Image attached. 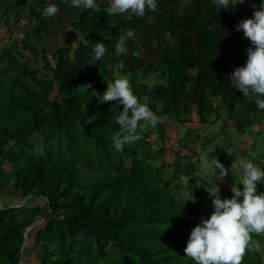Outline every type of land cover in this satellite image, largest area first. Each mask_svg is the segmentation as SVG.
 Here are the masks:
<instances>
[{
  "label": "trees",
  "instance_id": "16d2710c",
  "mask_svg": "<svg viewBox=\"0 0 264 264\" xmlns=\"http://www.w3.org/2000/svg\"><path fill=\"white\" fill-rule=\"evenodd\" d=\"M98 1L80 11L56 0L59 12L45 17L49 0H34L32 26L0 49V196L37 197L47 204L1 202L0 264H19L25 230L40 218L32 233L41 264H196L185 255L188 236L180 231L191 230L187 214L198 212L181 189L182 176L195 182L197 163L181 155L156 164L145 130L117 151L113 137L123 105L100 103L94 93H103L118 72L130 71L141 100L148 96L154 110L163 103L158 112L167 118L160 129L169 120L188 122L194 111L206 124L214 110L211 98H218L241 131L238 89L228 75L245 63L250 44L236 25L259 0L248 10L237 4L218 10L212 0H158V10L131 20L110 15L109 3ZM128 28L138 39L128 41L127 54L115 56V43ZM49 34L57 40L53 49L44 42ZM97 42L107 48L98 62L92 52ZM121 61L126 67L118 70ZM153 74L161 83L150 91L145 78ZM54 88L58 98H51ZM243 102L246 111L264 113L254 99ZM38 135L41 143L34 140ZM253 239L262 241L264 234ZM242 264H264L255 246Z\"/></svg>",
  "mask_w": 264,
  "mask_h": 264
},
{
  "label": "clouds",
  "instance_id": "9594fccd",
  "mask_svg": "<svg viewBox=\"0 0 264 264\" xmlns=\"http://www.w3.org/2000/svg\"><path fill=\"white\" fill-rule=\"evenodd\" d=\"M61 3L84 11L97 6V0H60ZM214 6L222 8L234 7L237 0H212ZM242 2V0H241ZM60 10L56 0H49L42 9V15L53 17ZM158 10V0H109L106 11L110 15L123 14L131 20L134 16L143 17L146 11ZM243 31L250 44L246 47V61L235 66L228 75L231 86L242 91L243 96L254 99L259 109H264V0H259L254 7L253 14L239 20L236 25ZM137 40L136 31L132 28L124 30L115 43V56L128 53V41ZM92 52L94 61L98 62L107 52L103 42H97ZM94 63V62H92ZM117 69H124L121 61ZM132 73H117L116 77L107 82L103 93H94L98 102L117 101L123 105L116 121L120 131L114 134L113 146L117 151H123L126 144L136 142L141 138L140 133L148 128L156 127L166 115L158 110L163 103L154 110L149 103L142 102L135 94L131 82ZM139 130V131H138ZM254 159L238 161L236 167L241 171L239 179L231 184L232 195L221 197L220 188L214 182L206 187L212 202L209 215L201 216L190 230L185 255L192 258L196 264H242L245 254L256 245L253 234H264V191L258 190V182L264 184V167ZM207 169V174L223 179L229 169L218 159L209 168L205 161L200 165ZM219 169V171H217ZM219 174V175H217ZM214 181V180H213ZM243 185L240 187L238 185ZM186 200H195L191 192L185 193Z\"/></svg>",
  "mask_w": 264,
  "mask_h": 264
},
{
  "label": "rangeland",
  "instance_id": "374dc122",
  "mask_svg": "<svg viewBox=\"0 0 264 264\" xmlns=\"http://www.w3.org/2000/svg\"><path fill=\"white\" fill-rule=\"evenodd\" d=\"M11 0H0V49L9 45L12 40H20L24 36V32L28 27L32 26L33 18L30 13V4L34 3V0H14L12 7H8V3ZM8 2V3H7ZM256 0H237V5L242 10H248L255 4ZM109 3V0H99L98 6ZM39 8L42 4L37 5ZM44 42L46 47L55 48L57 40L52 34L44 36ZM157 40L154 39L153 44L157 45ZM25 56L32 55L27 51H22ZM52 56H49L51 61ZM32 62L35 66H41L39 58H33ZM54 65L53 62H51ZM91 68H93L91 66ZM145 82L149 85V90L152 91L158 84L161 83V79L157 75H150L145 78ZM57 96L56 88L51 95V98ZM248 98L243 96L241 90L237 92V109L240 112V120L244 122L245 126L240 131L234 124V121L229 118L226 106L221 99L211 98L213 104V112L208 117V122L202 124L199 122V118L194 111L190 117V120L185 123H177L174 120H169L163 123V129L158 126L145 129L149 134V142H152L151 154L156 156L155 163L158 164L160 160L173 161L175 158L181 155H188L191 159L197 163V170L194 172L195 182H191L188 177H181L182 190L191 192L195 197L193 202L198 207L197 213L188 212L187 223L190 222L194 226L199 222L201 216H207L212 211L211 198L208 195L206 189L212 183H216L220 188L221 197L226 192H231V184L239 179L242 174L236 167L238 161L243 159H254L258 163L264 164V113L248 112L245 109L244 100ZM144 102L148 101V96L142 97ZM228 139L231 144L225 145V140ZM35 142L41 143L42 137L38 135ZM10 142L8 141L7 145ZM187 145V147H186ZM218 159L221 163L229 169L228 175L222 180L207 174V169H202L200 165L205 161L210 168ZM264 167V165H262ZM219 171V169H217ZM219 175V174H217ZM214 180V181H213ZM243 187V185H238ZM177 191V195L182 192ZM258 190L264 191V184L258 182ZM1 202L4 205H18L24 207L41 206L47 207V204L42 198L23 197L19 194L8 195L3 194L0 196ZM28 215H31L28 213ZM45 218H40L34 225L27 227L25 230V245L22 251V264H41L39 261L38 252H41V248L38 245L33 244L34 227L40 225ZM33 232V233H32ZM183 234L189 236L190 230L185 229L180 231ZM262 234H260L261 236ZM256 252L259 254L261 262L264 263V240L259 241L253 239ZM58 253V250H56ZM77 253L74 252L72 256ZM33 259V260H32Z\"/></svg>",
  "mask_w": 264,
  "mask_h": 264
},
{
  "label": "water",
  "instance_id": "95a60500",
  "mask_svg": "<svg viewBox=\"0 0 264 264\" xmlns=\"http://www.w3.org/2000/svg\"><path fill=\"white\" fill-rule=\"evenodd\" d=\"M25 241H26V237H25ZM25 241H24V244H25ZM19 264H22V254L20 255V261H19Z\"/></svg>",
  "mask_w": 264,
  "mask_h": 264
},
{
  "label": "crops",
  "instance_id": "0c3cea01",
  "mask_svg": "<svg viewBox=\"0 0 264 264\" xmlns=\"http://www.w3.org/2000/svg\"><path fill=\"white\" fill-rule=\"evenodd\" d=\"M33 260V259H32Z\"/></svg>",
  "mask_w": 264,
  "mask_h": 264
}]
</instances>
